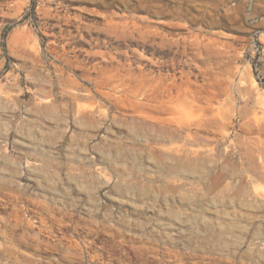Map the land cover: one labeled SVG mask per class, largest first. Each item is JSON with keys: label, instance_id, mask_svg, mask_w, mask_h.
I'll list each match as a JSON object with an SVG mask.
<instances>
[{"label": "rangeland", "instance_id": "rangeland-1", "mask_svg": "<svg viewBox=\"0 0 264 264\" xmlns=\"http://www.w3.org/2000/svg\"><path fill=\"white\" fill-rule=\"evenodd\" d=\"M0 264H264V0H0Z\"/></svg>", "mask_w": 264, "mask_h": 264}]
</instances>
